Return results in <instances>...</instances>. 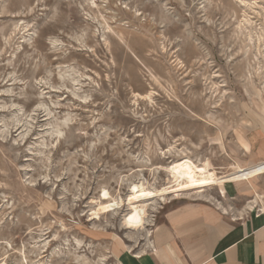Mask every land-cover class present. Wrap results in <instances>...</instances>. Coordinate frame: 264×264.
<instances>
[{
	"label": "rangeland",
	"instance_id": "rangeland-1",
	"mask_svg": "<svg viewBox=\"0 0 264 264\" xmlns=\"http://www.w3.org/2000/svg\"><path fill=\"white\" fill-rule=\"evenodd\" d=\"M247 1L0 0V264H115L134 231L123 205L93 214L101 189L161 185L149 165L181 148L220 171L264 138V48L238 27L264 29V0ZM224 187L147 205L138 234Z\"/></svg>",
	"mask_w": 264,
	"mask_h": 264
},
{
	"label": "crops",
	"instance_id": "crops-1",
	"mask_svg": "<svg viewBox=\"0 0 264 264\" xmlns=\"http://www.w3.org/2000/svg\"><path fill=\"white\" fill-rule=\"evenodd\" d=\"M247 142L244 158L232 162L264 160V138L251 136ZM216 195L209 194L201 208L171 214L157 224L150 246L143 248L139 240L132 250L117 248L115 263L264 264V174L216 189Z\"/></svg>",
	"mask_w": 264,
	"mask_h": 264
},
{
	"label": "bare ground",
	"instance_id": "bare-ground-1",
	"mask_svg": "<svg viewBox=\"0 0 264 264\" xmlns=\"http://www.w3.org/2000/svg\"><path fill=\"white\" fill-rule=\"evenodd\" d=\"M240 3H242L243 6H245L246 8L250 9H253L256 5L255 1L251 2L247 0H240ZM246 12H243V19H241L238 23L239 32L245 36V40H247L249 44L257 47V52L261 51L259 47L262 45V48H264V38L262 36V31L264 29L261 30L260 33L257 32V34L253 36L252 30H254L255 28L252 30L247 28V26L252 25V21L249 11L247 12L249 13V15ZM106 22L105 27L108 31L116 35L119 40H125L124 34L120 30L112 28ZM258 30L260 29L258 28ZM152 77L157 80L156 77ZM138 95L139 94H137V96ZM140 97L145 99L147 98L148 100L152 101L153 92L149 91L144 95H140ZM191 113L194 114L193 112ZM174 147L175 146L169 147L167 151L170 152V150L172 148L174 149ZM175 151L176 158H173L167 165H149L150 174L151 177L153 176V178L154 176H156L155 174L159 170L166 172L167 180H165V182L161 185H156L155 182H148L147 180L141 178L140 175V177L135 180H132L128 184V191L124 198L118 195H111L110 192L105 188L101 189V200L98 202L97 208H95L93 212L96 217H98L101 213L113 210L118 205L125 206V209L120 216V224L123 229H128L134 232L132 234H128V236L131 237L132 243L126 244L123 241H120V246L123 249L132 250L133 243H136L138 240L141 239L146 241V243L144 244L145 246L147 245L148 247L151 245L150 229L146 230L143 236H140L138 234V231L141 230L144 225L151 220L149 215H147L146 213L147 205L153 203L155 204L158 201L166 203L174 199H187L191 197L192 194L201 196V193H203L206 189L211 188L212 186H217L221 188L223 186H228L232 183H248L252 179L259 177V175L264 174V160H260L255 163H250L246 165H242L236 162L233 165L221 168L220 171H218V169L212 165L209 159L202 160L201 157H193V155H190L186 150L184 151L182 148L180 151ZM224 151L225 153L227 152L225 148ZM161 154L164 156L166 154V151H161ZM154 204L152 206H154ZM75 243L78 247H80V244H82L81 240L78 239H75ZM141 251H143V249H141ZM76 258L78 259L79 256H76ZM95 264H107V256L102 255L98 257Z\"/></svg>",
	"mask_w": 264,
	"mask_h": 264
},
{
	"label": "snow or ice",
	"instance_id": "snow-or-ice-1",
	"mask_svg": "<svg viewBox=\"0 0 264 264\" xmlns=\"http://www.w3.org/2000/svg\"><path fill=\"white\" fill-rule=\"evenodd\" d=\"M106 195V194H105Z\"/></svg>",
	"mask_w": 264,
	"mask_h": 264
}]
</instances>
